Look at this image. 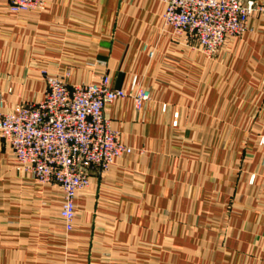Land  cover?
<instances>
[{"label":"crops","instance_id":"obj_1","mask_svg":"<svg viewBox=\"0 0 264 264\" xmlns=\"http://www.w3.org/2000/svg\"><path fill=\"white\" fill-rule=\"evenodd\" d=\"M164 8L0 0V114L40 100L44 74L150 93L141 111L106 106L131 153L90 171L69 232L59 188L21 175L0 140V264H264V16L206 57L171 37Z\"/></svg>","mask_w":264,"mask_h":264},{"label":"built area","instance_id":"obj_2","mask_svg":"<svg viewBox=\"0 0 264 264\" xmlns=\"http://www.w3.org/2000/svg\"><path fill=\"white\" fill-rule=\"evenodd\" d=\"M47 0H7L10 12L43 10ZM264 16L257 0H165L162 14L172 38L206 57L214 56L229 37L245 33L250 16ZM38 101H25L0 114V140L12 150L21 175L56 185L62 195L64 229L73 228L77 194L89 183L90 171H105L131 148L104 113L106 106L130 99L141 111L150 93L135 80L116 88L106 75L98 81L68 85L60 76L44 74ZM264 137L261 138V142Z\"/></svg>","mask_w":264,"mask_h":264},{"label":"rangeland","instance_id":"obj_3","mask_svg":"<svg viewBox=\"0 0 264 264\" xmlns=\"http://www.w3.org/2000/svg\"><path fill=\"white\" fill-rule=\"evenodd\" d=\"M171 37H172V36H171ZM173 39H174V38H173ZM218 51H219V50H218ZM216 54H217V53H216ZM216 54H215V55H216Z\"/></svg>","mask_w":264,"mask_h":264}]
</instances>
